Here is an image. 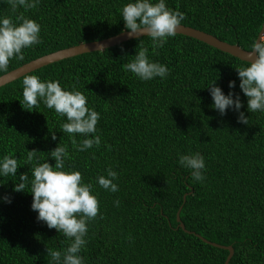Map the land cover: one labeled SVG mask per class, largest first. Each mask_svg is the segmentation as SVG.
Masks as SVG:
<instances>
[{
  "label": "trees",
  "instance_id": "obj_1",
  "mask_svg": "<svg viewBox=\"0 0 264 264\" xmlns=\"http://www.w3.org/2000/svg\"><path fill=\"white\" fill-rule=\"evenodd\" d=\"M127 2L41 0L37 9L14 14L8 0H0V17L19 23L16 16L23 12L41 25L42 41L25 49L23 60L12 59L0 76L42 56L127 31L121 15ZM167 6L184 13L181 25L245 51L264 26V0H167ZM140 47L167 65V79L142 82L124 71L122 65ZM241 65L248 63L183 35L155 51L150 39L141 37L50 64L27 75L82 91L100 114L101 146L75 152L62 133L66 119L42 104L24 109L25 75L0 88V157L17 158L19 176L30 174L27 151L35 149L47 160L58 144L68 145L65 170L80 171L99 200L100 214L88 225L81 253L86 264H224L229 251L202 238L232 247L229 264H264V113L247 112L235 69ZM215 81L225 94L229 82H236L231 91L241 97L247 125L238 123L232 110L221 116L211 107L205 87ZM195 152L205 158L203 182L191 180L178 163V154ZM108 167L119 174L116 193L95 184ZM14 183L18 177L0 178V198L12 199L11 204L0 199V264H49L47 249L63 253L70 241L37 220L32 195L14 193ZM178 212L186 231L176 220Z\"/></svg>",
  "mask_w": 264,
  "mask_h": 264
},
{
  "label": "clouds",
  "instance_id": "obj_2",
  "mask_svg": "<svg viewBox=\"0 0 264 264\" xmlns=\"http://www.w3.org/2000/svg\"><path fill=\"white\" fill-rule=\"evenodd\" d=\"M8 4L15 14L19 9H37L41 0H8ZM121 15L127 34L130 37L145 34L150 39L153 51L163 48L169 38L175 37L185 19L184 13L167 6V0H128L121 8ZM16 20L19 23L13 22L11 17H0V72L7 71L12 59L23 60L25 49L42 42L38 22L27 18L23 12L16 16ZM253 53L254 60L247 66L241 65L235 69L240 80V91L247 98V112L264 113V40L253 41L248 55L252 56ZM122 67L126 73L130 72L142 82L157 78L164 80L170 75L167 65L150 58L148 47H140L130 62ZM228 87L230 91L227 94L216 85V81L205 87L213 102L211 107L221 116L232 110L238 114L237 122L247 125L249 118L241 111L244 108L241 97L231 91L237 87L236 82L230 81ZM22 96L20 103L24 109L34 111L42 104L53 110L57 117L66 119L61 124L62 133L68 136L75 152H87L101 146L102 138L97 128L100 114L88 106V98L75 85L68 90L58 80H42L37 75H26ZM77 137H80L79 141ZM52 140H56L55 135H52ZM105 147L111 151V145ZM40 154L35 149L27 151L25 164L31 166L30 174L19 176L18 159L10 154L3 155L0 157V178L18 177L19 183H14L13 192L30 193L33 198L31 209L38 213L37 220L44 222L49 229L62 233L70 241L63 253L47 249V255L51 257L49 264H86V258L81 253L88 243V225L100 214L98 197L93 194L94 184L85 183L80 171L65 170V162L71 159L68 145L58 144L47 154V160H42ZM49 159L55 161L54 166L47 162ZM178 163L189 171L191 180L203 182L206 179L205 158L200 152L178 154ZM106 173V176L98 175L95 184L106 192H118L119 186L115 183L119 179L118 172L108 167ZM0 199L4 203H12L8 195ZM114 203L118 207L120 201L117 199Z\"/></svg>",
  "mask_w": 264,
  "mask_h": 264
},
{
  "label": "water",
  "instance_id": "obj_3",
  "mask_svg": "<svg viewBox=\"0 0 264 264\" xmlns=\"http://www.w3.org/2000/svg\"><path fill=\"white\" fill-rule=\"evenodd\" d=\"M177 35H183V36L195 39L199 42H202L214 49H217L223 53L231 55L232 57H235L246 63H249L255 59L254 53L252 54V56H249L248 55L249 51L243 50L238 45H231L229 43L219 40L218 38L208 33H205V32H202V31H199V30L187 27V26L181 25L177 29ZM141 37H145V34H136V36L130 37L127 34V31H124L114 37H111V38H108L102 41L84 43L78 46L70 47L67 49H62L57 52L42 56L40 58L32 60L31 62L27 64L20 66L17 69H14L0 76V88L22 78L23 76L31 72H34L50 64H54V63H57V62H60L66 59L74 58V57H77V56H80L86 53L98 52L101 49L104 51L108 48L115 47L122 43L128 42L133 39L141 38ZM263 37H264V26L262 30L260 31L257 37V40H263ZM179 214L180 213L178 212L176 220L179 224V227L186 231L184 224L181 222ZM202 240L205 243L213 245L214 247L229 251V255L224 263V264H229L230 260L232 259L234 255V250L232 247L220 246L215 243L209 242L203 238Z\"/></svg>",
  "mask_w": 264,
  "mask_h": 264
}]
</instances>
